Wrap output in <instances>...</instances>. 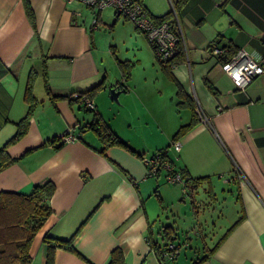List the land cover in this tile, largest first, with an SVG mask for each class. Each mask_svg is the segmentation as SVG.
Returning a JSON list of instances; mask_svg holds the SVG:
<instances>
[{"label":"crops","instance_id":"1","mask_svg":"<svg viewBox=\"0 0 264 264\" xmlns=\"http://www.w3.org/2000/svg\"><path fill=\"white\" fill-rule=\"evenodd\" d=\"M142 1L155 20L169 13L176 0ZM127 20L113 8L97 11L80 2L0 0V150L8 144L7 156L14 160L0 170V190L28 194L38 184L55 187L52 215L31 246L32 264H47L46 231L68 239L78 229L73 250H56L52 264H106L116 248L127 264H264V75L238 90L211 54L216 45L264 57V0H188L174 17L183 42L171 72L185 94L181 99L176 88L178 104L189 116L173 131L192 122L195 107L210 124L206 127L198 117L180 138L177 163L168 151L175 169L204 178L191 195L181 184L196 214L195 227L180 236L176 224H167L175 230L173 241L164 238L161 216L149 207L157 197L169 209V194L165 185L149 183L154 177L147 176L139 156H146L144 147L131 134L124 138L103 117L135 150L113 146L103 153L97 135L81 131L93 114L69 98L104 83L93 102L101 92L116 89L125 107L146 106L147 89L132 88L125 77L110 81L102 55L109 53L100 45L102 32L126 26ZM32 75L36 105L24 134L10 142L29 112L25 93ZM67 130L75 133V141L61 142ZM203 198L209 202L205 211L199 203ZM157 222L162 225L155 236ZM211 222L218 230L213 238L207 233ZM194 240V257L181 260V250L191 249ZM169 243L180 248V255L161 260L156 246Z\"/></svg>","mask_w":264,"mask_h":264},{"label":"rangeland","instance_id":"2","mask_svg":"<svg viewBox=\"0 0 264 264\" xmlns=\"http://www.w3.org/2000/svg\"><path fill=\"white\" fill-rule=\"evenodd\" d=\"M126 24V26H119L118 28L113 27L115 30L108 27L102 32L100 45L104 51L108 50L109 52L106 56L104 52L102 55L103 58H106L110 81L124 78L121 62H127L130 65L128 83L132 88L136 85L138 89H147L146 106L137 105L136 109L125 107L122 103L124 96L123 99L115 101L110 96V89L98 94L94 104L100 107L99 113L112 126L118 127L117 130L124 138L131 134L130 137L138 140V144L142 148L144 147L147 156L143 158H149L158 148L170 146L168 149L172 150L170 156L177 163L179 152L172 146V138L175 134L173 126L177 122H184L189 116V111L187 112L185 107L178 104V98L175 94L176 83L166 73L162 76L158 74L163 73V68L156 59L155 51L149 40H146L143 33L135 27L133 21L127 20ZM112 53H114V57ZM130 124L131 131L129 132ZM161 130L164 132L162 133ZM159 178L158 182L155 178H150L149 183L165 185V194H169V196L166 195L169 209L160 205L156 196V198H151L149 207L152 209V214L155 212L161 216L160 219L164 227L169 226L167 224L172 226L176 224L174 227L180 229V236H182V232L190 231L195 227L194 216L196 214L192 213L190 197L182 193L180 183L168 184L170 182L166 180L165 173H162ZM168 220L170 223H167ZM162 224L157 222L153 227L155 236L158 235L159 225ZM201 227L203 230L206 229L205 224H202ZM216 228V225L213 227L212 222L208 226L207 233L211 235V238L218 231ZM197 242L196 240L193 241L191 249L181 250V260L194 257Z\"/></svg>","mask_w":264,"mask_h":264},{"label":"trees","instance_id":"3","mask_svg":"<svg viewBox=\"0 0 264 264\" xmlns=\"http://www.w3.org/2000/svg\"><path fill=\"white\" fill-rule=\"evenodd\" d=\"M187 1L188 0H176L173 3L171 11L161 18L155 19V21L157 23L166 21L173 28H175L174 17L178 13V11L187 3ZM221 48L226 51L225 55L219 57L222 64L227 62L231 58V56L236 54L238 51L237 48L232 46ZM181 53L182 52H180L176 57H178ZM175 58L167 66L163 67V70L167 73L169 78H171L176 83L177 95L181 99H185L183 88L177 82L171 72V68L173 66ZM120 64L125 79H129L130 65L127 62H121ZM34 76L35 75H32L30 80L28 81L25 93V99L29 105V112L27 116H25V118H23L18 123V131L10 142H13L24 134L26 126L28 124L29 116L32 113L33 107L36 105V100L32 94ZM45 85L48 94H51L47 83L46 73ZM103 88L104 83H100L92 89L85 92H81L80 94L88 95L92 99ZM210 88L212 89V86H210ZM69 98L71 101H77L71 99V95H69ZM185 102L193 106V104H190L189 99H186ZM87 111L93 114V118L90 122L81 127V131H93L103 145V148L101 150L103 153L108 148H111L113 146L124 147L130 150L131 152H135V150H133L111 129L109 124L105 121V119L99 112L88 109ZM198 117L199 116L195 107L192 122L188 125L179 128V130L175 133L172 138V144L176 141H179L184 134H186L190 129L193 128V126L196 125ZM6 146H4L0 150V170L7 167L14 161L10 160L7 156ZM169 148L170 146H167L163 149H159L157 152H163L165 154L169 151ZM139 156L143 159V155ZM180 173L188 186L187 192L188 194L190 192V195L192 193L191 191L197 188L204 180V178L189 177L185 174V172ZM54 191L55 187L51 182L35 185L33 190L28 194L0 190V264H32L33 254L31 252V246L37 233L43 228L47 220L52 215L50 199L53 196ZM79 230L80 229H78L76 233L68 239L55 238L50 235L49 230L45 232L43 242L48 246L47 264L53 263L56 250H73V241L77 236ZM162 233L164 235V238L168 241H173L177 238V236L175 235V230L171 226L163 227ZM165 249L166 247L160 248L156 246L157 254L159 255L161 260L165 258ZM106 264H127L123 251L120 248L114 249L111 252Z\"/></svg>","mask_w":264,"mask_h":264},{"label":"built area","instance_id":"4","mask_svg":"<svg viewBox=\"0 0 264 264\" xmlns=\"http://www.w3.org/2000/svg\"><path fill=\"white\" fill-rule=\"evenodd\" d=\"M68 2H80L97 11L113 8L119 15L133 21L135 27L143 32L157 57L158 62L163 67L167 66L181 51L183 42L182 34L173 28L168 22L157 23L146 11L142 0H65ZM97 20H94L96 26ZM226 51L220 46H213L211 54L215 57L225 55ZM222 69L234 82L238 90H245L258 77L264 75V57L256 59L244 49H240L236 54L222 64ZM71 99L77 100L89 110H95V104L88 95L74 93ZM201 122L207 127L210 124L209 117L200 110H197ZM77 139L74 132L67 130L61 137V142H72ZM176 151H180L181 142L176 141L172 145ZM143 162L148 170V177L158 178L165 173V178L170 183L183 184L184 191L187 192V184L182 178L180 171L175 169L173 161L168 152H155L149 158H143ZM180 255V248L169 243L166 246L164 257L175 259Z\"/></svg>","mask_w":264,"mask_h":264},{"label":"water","instance_id":"5","mask_svg":"<svg viewBox=\"0 0 264 264\" xmlns=\"http://www.w3.org/2000/svg\"><path fill=\"white\" fill-rule=\"evenodd\" d=\"M119 94H120V91H117L116 89H111L110 90V96L115 101H118ZM205 198H207V196ZM205 198L200 199V202H199L203 211H205L208 208V205H209V202H207ZM208 198H210V197L208 196Z\"/></svg>","mask_w":264,"mask_h":264}]
</instances>
